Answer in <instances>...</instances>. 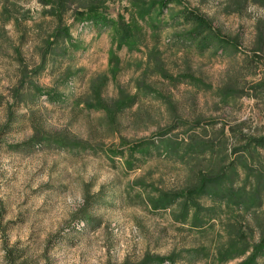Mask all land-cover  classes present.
<instances>
[{
  "label": "rangeland",
  "instance_id": "obj_1",
  "mask_svg": "<svg viewBox=\"0 0 264 264\" xmlns=\"http://www.w3.org/2000/svg\"><path fill=\"white\" fill-rule=\"evenodd\" d=\"M262 240L264 0H0V264Z\"/></svg>",
  "mask_w": 264,
  "mask_h": 264
},
{
  "label": "trees",
  "instance_id": "obj_2",
  "mask_svg": "<svg viewBox=\"0 0 264 264\" xmlns=\"http://www.w3.org/2000/svg\"><path fill=\"white\" fill-rule=\"evenodd\" d=\"M186 18H187V20L188 21H190V22H192V21H196V20H199L198 19V17L197 16H195V15H193L192 13H186ZM200 21V20H199ZM263 242L262 243H260L259 244V247H260V251L259 252H261V250H264V240H262ZM263 252V251H262ZM260 255V253H256V254H253V256H252V258H255L256 256H259ZM251 259H249V261H250Z\"/></svg>",
  "mask_w": 264,
  "mask_h": 264
}]
</instances>
